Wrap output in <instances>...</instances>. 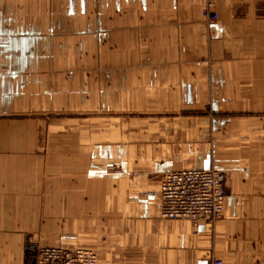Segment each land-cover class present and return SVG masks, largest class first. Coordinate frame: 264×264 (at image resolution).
Here are the masks:
<instances>
[{"label":"crops","instance_id":"1","mask_svg":"<svg viewBox=\"0 0 264 264\" xmlns=\"http://www.w3.org/2000/svg\"><path fill=\"white\" fill-rule=\"evenodd\" d=\"M209 1L220 17L210 24L202 18ZM79 44L96 52L83 54ZM96 55L118 59L110 71L118 74V109L170 116L209 107L234 123L264 125V0H0V117L39 106L44 82L89 75L78 69ZM53 90L56 99L45 106L63 107ZM9 123H0V264H26L23 239L35 235L43 247L89 246L102 264H211L212 256L264 263V143L258 164L249 159L227 173L224 219L193 224L161 217L160 186L168 171L207 169L200 155L120 166L114 142L93 164L89 138L79 146L81 162L54 153L53 142L50 153H16ZM256 137L264 139V131L248 138ZM27 172L40 182L35 192L20 184ZM45 193L56 204L51 227L26 206ZM89 236L92 244L78 245Z\"/></svg>","mask_w":264,"mask_h":264},{"label":"rangeland","instance_id":"2","mask_svg":"<svg viewBox=\"0 0 264 264\" xmlns=\"http://www.w3.org/2000/svg\"><path fill=\"white\" fill-rule=\"evenodd\" d=\"M206 12L216 13L219 20V14L210 1L202 8V18L209 22L208 24L213 23L205 18L204 13ZM78 46L82 47L81 44ZM98 46L103 47L104 45L99 43ZM84 47H82L83 54L89 53L90 57L96 52L92 47L86 50ZM95 59L85 60V65L78 69L85 72L90 71L89 75H64L66 77L61 78L60 76L51 83L44 82L43 99L37 102L39 106L36 108L25 112H13L14 114L8 117H0V123L5 120L11 124L13 133L9 141L10 149L16 153L21 149L32 155L41 150L50 153V142H53L52 151L54 153L62 152L65 159L67 155L78 157V161L81 162L79 146L84 143V138L86 140L89 138L91 161L96 164L98 163L97 151L103 147L112 149L114 142H118V165L133 163L137 167L164 166L166 159L176 154L178 155L174 157L178 159L185 155H200L206 163H200V167L207 169L198 170L213 171L210 173L223 184L225 217L226 199L230 194L226 187L227 182L229 183L227 173L234 174L235 168L241 170L244 163H249V159L251 164H258L259 145L264 143V139L257 137L249 139L248 137L264 131V125L260 127L259 124L234 123V118L230 115L218 113L216 109L211 112L209 107L186 109L188 111L170 116L161 112L157 114L150 111L118 109V74L110 73L111 70H118V59L102 60L99 55H96ZM205 62H209V59ZM61 70L58 68L54 71L61 72ZM101 71L107 73L93 76L95 72ZM49 87L53 89L57 87L60 90L59 100L63 101V107L45 106L56 99L54 90H49ZM116 122H118V128H116ZM55 127L61 128V132L55 131L50 134ZM116 129L118 137L114 136ZM2 130L0 124V150L3 149ZM181 131H185L186 134H182ZM130 136L133 138H129ZM60 142L63 144H59ZM129 149L131 151L128 152ZM113 157V154L106 156L107 162L111 163L110 160ZM262 161L264 163V155H262ZM45 162L51 163L48 158ZM168 173L170 171L163 176V179ZM35 177L36 173L27 172L20 184L30 188L31 192H35L40 186V182H35ZM34 198L36 203L26 204V206L40 212L41 225L51 227L50 216L54 214L52 208L56 207V204L51 202L47 193L44 194L42 200L36 195ZM215 220L218 219L214 215V220L204 221L212 224L222 221ZM87 222L89 224L85 227L92 229L93 221H85ZM82 223L83 221H78L79 226ZM92 238L89 236L85 244L80 242L78 245L92 244L90 241ZM36 240L40 241V236H24L22 251L24 252L27 244L38 243ZM40 247L43 246L40 245ZM87 249L93 251L99 260V255L95 250L89 246ZM215 258L219 257L212 256L211 264H215ZM99 263L102 264L101 260Z\"/></svg>","mask_w":264,"mask_h":264},{"label":"built area","instance_id":"3","mask_svg":"<svg viewBox=\"0 0 264 264\" xmlns=\"http://www.w3.org/2000/svg\"><path fill=\"white\" fill-rule=\"evenodd\" d=\"M210 22L218 20L213 12L204 13ZM209 170H189L170 172L160 186V214L163 219L173 221L214 220L224 218L223 184ZM212 216V217H211ZM211 217L210 219H207ZM26 264H100L97 255L78 247H40L38 243H29L24 247ZM215 264H227L215 258ZM263 264V263H261Z\"/></svg>","mask_w":264,"mask_h":264}]
</instances>
